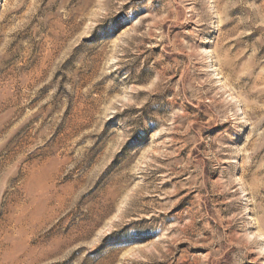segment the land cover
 Segmentation results:
<instances>
[{
	"label": "rangeland",
	"instance_id": "rangeland-1",
	"mask_svg": "<svg viewBox=\"0 0 264 264\" xmlns=\"http://www.w3.org/2000/svg\"><path fill=\"white\" fill-rule=\"evenodd\" d=\"M0 264H264V0H0Z\"/></svg>",
	"mask_w": 264,
	"mask_h": 264
},
{
	"label": "bare ground",
	"instance_id": "bare-ground-1",
	"mask_svg": "<svg viewBox=\"0 0 264 264\" xmlns=\"http://www.w3.org/2000/svg\"><path fill=\"white\" fill-rule=\"evenodd\" d=\"M233 99V98H232Z\"/></svg>",
	"mask_w": 264,
	"mask_h": 264
}]
</instances>
